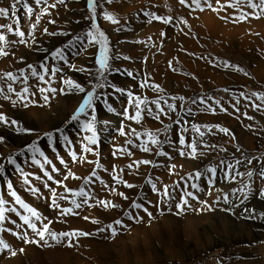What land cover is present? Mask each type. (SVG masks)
I'll return each mask as SVG.
<instances>
[{"label":"rangeland","instance_id":"1","mask_svg":"<svg viewBox=\"0 0 264 264\" xmlns=\"http://www.w3.org/2000/svg\"><path fill=\"white\" fill-rule=\"evenodd\" d=\"M55 2L56 0H48L49 4ZM220 2L223 4L228 0H220ZM11 3L12 0H0V7H8ZM212 3L215 5L216 0H212ZM28 4L34 8L31 19L26 17L23 9L17 13V16L21 18L19 27L25 32L27 44H13L7 49L10 54L7 57H0V75L7 72L19 75L21 70L28 71V65L36 66L40 70L41 63H46L50 70L55 67L61 71L53 77L46 76L48 84L38 82L35 78H29L30 93H35V95L29 94L28 100L34 101V103H28L27 106L21 102L18 104V98L14 94L9 95L12 97L11 100L17 101L16 103L13 104L6 99L7 103L28 107V110L33 113L38 112L53 120L50 121L52 124L49 128L46 127L42 131L29 129L30 133L21 134L18 131L22 126L21 120L8 116L9 121L17 122L14 125L15 129L9 130L15 140L12 138L3 139L4 137L0 135L4 142L0 143V163L5 166V175L0 177V191L3 192L4 199L9 202V205H12L14 201L8 194L6 180L12 181L13 188L26 203L36 208L38 212L40 211L41 215H48L45 223L50 222L51 230L57 233L67 231L91 233L89 236L73 238L74 246L68 248L77 250L75 246L78 240L94 239L93 241L96 242L95 259L96 262H99L98 264H264V196L260 195L261 191H264V180L254 174L251 181L246 176L243 179L238 176L235 181L230 182L224 179L223 172L220 171L221 161L234 163L236 159L243 161L237 165V169L241 173H246L249 170L258 173L261 168H264V113L254 111L251 106L246 107L248 102L240 95L242 92L248 95L254 91L264 93V17L259 19L249 17L244 21L233 23L230 18L239 15V11L233 8H227L219 13L210 9L200 12L181 5L178 0H113L111 5L100 0V6L97 9V22L101 31L108 37L111 54L119 57L111 63L114 67L119 68L120 72L109 74L108 81L115 87L124 89L125 92L131 91L134 96H141L148 101L160 99L162 107L166 111L167 106L163 104V101L167 100L176 106V111L170 112L168 116L161 115L159 120H154L145 112L142 123L136 124L126 118L127 115L134 113L126 95L116 93L114 88L98 90L100 99L96 101L97 119L100 122L107 121L108 123L106 125L98 124L100 139L98 145L92 146L96 153L93 155L82 153V144L77 135L79 126L66 123L81 102L82 94L67 89L63 84V80L71 79L81 85H88L90 77L87 72L95 73L98 68L96 63L97 48L89 47L86 52L76 54L78 48L87 46V41L84 44H78L77 48L68 49L65 47L67 43L75 40L76 36L82 35L89 28L90 21L87 17L90 12L86 6V0H66L65 4L49 8L50 15H42L35 30V43H33V33L29 31V26L36 23V15L40 12V6H36L34 0H28ZM43 7L47 6L43 5ZM104 11L116 17L119 23L112 24L104 20L102 16ZM145 11L162 17H171L172 22L170 24L155 20L149 22V18L143 14ZM240 11L251 12L252 10L248 7H241ZM220 17H229V19L225 20ZM184 20L187 21L186 24L181 22ZM49 21H55V23ZM3 24H12L13 28L17 27L11 16L9 18L0 17V25ZM45 28L49 33H56V35L45 34L43 32ZM61 33H67V35H61ZM5 34L10 41L17 39L11 33L5 32ZM57 49L65 50L68 63L53 59L52 53ZM125 57L129 59H125ZM228 64L238 66L244 71H237L235 67H229ZM128 72L133 75L128 76ZM244 72H247L248 75H245ZM142 84L144 87H141ZM155 85H159L162 91L154 90L153 86ZM0 86L5 89L7 87L3 82H0ZM13 86L19 92L24 85L18 81ZM49 86L56 88L57 92L55 94L44 93L49 96L48 102H45L37 89ZM60 89H64V91L62 92ZM0 97L4 100L3 95ZM172 97H176V99H172ZM179 97H183V101ZM207 97H212L211 100H206V103L216 107L215 114L207 111L203 104L192 103L193 100L199 101V99ZM237 100H239L238 104ZM214 101H220V106L227 108L228 111H222L220 106L214 104ZM256 102L259 103V101ZM109 105L113 107L114 112L108 111ZM232 105H236L239 112ZM150 106L155 111V105ZM12 108L13 110L22 109L17 106ZM126 108L128 109L127 113H125ZM189 108L192 110L190 115L187 114ZM244 113L254 119H247ZM180 117L183 118L181 125L173 124V121ZM34 118L42 119L38 116ZM55 121H58L57 126L54 124ZM193 124L219 125L229 129L235 139L217 132L213 127L214 134H206L204 140L209 145H215L214 148L200 147L198 152L205 154L198 155L196 159L180 156L178 152L181 147L178 143L179 128L187 129L183 135L190 142L191 138L196 135L191 130ZM168 125H172L171 131L168 133L172 146L164 144L162 148L169 154L167 157L157 155L155 147L151 152H143L135 146L140 141L131 135V129L135 128L140 133L145 131L158 133L159 139L165 140L163 129ZM248 125H251V128L247 127ZM5 126L0 124V130L9 129L8 125ZM121 127L128 133L127 136L119 135ZM57 129H63L69 136L73 142L71 147L78 156L82 154L88 160L100 163L101 169L97 170L98 175L106 184L110 185L107 189L99 182L90 185L89 190L93 198L89 204L93 206L86 205L76 210L78 215L66 216L67 218L89 217L88 220L81 221L84 227L61 222L60 219L63 217L59 216L58 212L51 207L49 189L47 187L42 189L36 185L34 180V177L39 173L46 179L47 184L55 188L58 193L63 192L62 188H58L52 181H48L44 177L39 166H37L38 172L31 168L29 149L33 144L44 151L52 164L59 169L58 174L52 173L57 180H64V176L68 173L87 177L94 169V164L72 161L68 147L60 138L59 132H56ZM202 130L207 131L206 129ZM46 133H55L52 141L47 139ZM31 134L33 136L29 137ZM129 139L132 140V144L128 143ZM53 145L56 148L55 152L52 150ZM237 145L240 147L239 151H237ZM121 148L127 149L132 155L119 152L118 150ZM221 149H226V151ZM9 156L17 160L26 174H33L28 178L32 186L39 189L38 193L31 192L29 186L24 185L23 178L16 172L15 167L8 164L6 158ZM246 156L258 157L260 162L253 159L249 164L245 160ZM36 158L43 162V158L39 154ZM61 158L66 162L65 164L60 163ZM142 159L152 161L153 165L140 164L129 169V164ZM172 165H175L174 169ZM209 165L217 167V174L213 178L212 184L208 183L207 177H201L199 180L188 179L189 174L195 173L197 170L203 172ZM45 168L51 172V165H45ZM118 170H123L120 173L122 179L135 187L126 188L116 184L112 176ZM12 174H15L16 181L12 179ZM133 175L141 176L131 182L128 180V176L133 177ZM105 177H108V180ZM149 178L156 184L155 191L146 182ZM64 183L68 188L78 189L82 186L83 180L69 178ZM192 183H197L202 191L193 189L190 186ZM244 183H251L252 191L247 200L241 203L243 197L237 190ZM165 187L168 189L167 196L163 192ZM219 187L220 189H218ZM113 189L116 192H123L128 199L125 200L116 195ZM185 192H193L197 199L184 197ZM26 195L28 196L26 197ZM32 197L36 201L34 204L28 201ZM225 197L228 199L227 203H225ZM183 198L188 199L190 207L185 206L181 211L177 208V204L182 203ZM99 200L111 201L120 207L115 208L116 210L105 209L97 204ZM134 202L142 204L143 207L132 208L131 204ZM60 203L62 206H68L64 201H60ZM195 205L198 206L195 207ZM109 210H113L115 216L117 215L124 225L123 227L116 226L118 234L115 236H111L110 230L99 231L117 219L115 218L114 221L104 219L102 215L108 214ZM126 213H131L133 218L129 219ZM10 214L8 213V216ZM11 215L15 216L17 225H22L19 217L13 213ZM206 215L208 217H205ZM170 217H172L171 222L168 219ZM209 217H212L210 221H208ZM93 218L103 225L100 222L94 225L91 222ZM158 218L162 222L167 219L168 221L160 223V232L156 234L151 226L152 224L154 227V223L151 222ZM187 220L191 223L192 228L187 225ZM145 222L148 223L145 224ZM6 224L4 225L6 228L10 227L17 233L26 234L29 238L34 236L26 226L17 227L10 223ZM142 224H145V228L149 229L151 251L146 252L145 242L142 241L143 236L136 228ZM6 233L8 232L3 233V238L8 243L6 236L13 237V235ZM119 236H122L123 243L117 241ZM14 239L16 242H21L20 245H27L16 236ZM134 242L138 245H135ZM102 244L107 246L111 244V246L109 250L102 251ZM177 245L182 246L181 251ZM10 247L17 253L20 248H23L17 245L16 247L10 245ZM152 251L153 253H151ZM3 253L7 255L10 252ZM148 253L152 255L149 257L150 260L142 261L141 254L148 256ZM1 255L2 253H0ZM45 262L56 264L52 258H46Z\"/></svg>","mask_w":264,"mask_h":264},{"label":"snow or ice","instance_id":"2","mask_svg":"<svg viewBox=\"0 0 264 264\" xmlns=\"http://www.w3.org/2000/svg\"><path fill=\"white\" fill-rule=\"evenodd\" d=\"M104 3L111 5L113 3V0H103ZM178 2L181 5H184L186 7H189L192 10H198L200 12H203L205 10H212L214 12L219 13L220 11H223L227 8H233L237 11H239L238 16L231 17V21L233 23L244 21L248 19L249 17L259 19L261 17H264V0H228L227 3H221L220 0H216V4L213 5L212 0H178ZM66 0H56L55 3L49 4L48 0H34V4L36 6H40V12L36 15V23L30 24L29 31L33 33V43H35V30L37 28V25L42 17V15H50L48 12L49 8H55L58 4H65ZM43 5H46L47 7H43ZM19 6V7H18ZM86 6L87 9L90 12V15L87 17L90 21L89 28L86 30L82 35H78L75 37V40L69 42L66 44V48L73 49L77 48L78 44H84L85 41H87V46L83 48H78L76 54L79 55L82 52H86L89 47L91 48H97L98 50V56L96 59V63L98 65V68L95 73L89 71L87 72V75L90 77L88 85H81L80 83L71 80V79H65L63 80V84L67 87V89L72 90L74 92H78L82 94L81 96V102L79 103L77 109L73 112V114L70 115L66 123L68 125H78L79 131L77 135L80 138V142L82 144V153H91L95 155V151L92 146L99 144V129L98 124L103 123L107 124V121L100 122L97 119V109H96V101L100 99V96L98 94V90L100 89H106V88H114V91L116 93H119L120 95H126L128 99V103L131 105V107L134 109V113L127 115L126 118L128 120L134 121L136 124L142 123L143 114L146 112L154 120H159L161 115L168 116L170 112L176 111V106L172 103H169L167 100L163 101V104L167 106V111L164 107H162V103L160 99L148 101L146 98H142L141 96H134L131 91L125 92L124 89L115 87L108 81V75L111 73H118L120 72L119 68H116L112 65L111 61L118 59L119 57L114 56L111 54V49L109 47V40L108 37L105 35L103 31H101L100 26L97 22L98 20V13L97 9L100 6V0H86ZM241 7H248L252 11L251 12H242L240 11ZM23 9L25 12V15L28 19H31L32 14L34 12V8L28 4V0H12V3L8 7H0V17L2 18H13L14 23L17 25L16 28H13L12 24H3L0 25V57H7L10 53L7 50L11 45L19 43V44H27V41L25 39V32L20 29V17L17 16V13ZM149 18V22L155 20L160 21L165 24H170L172 22L171 17H162L159 15H156L152 12L145 11L143 13ZM103 19L111 22L112 24H118L119 20L112 16L109 12L104 11L102 13ZM221 19L228 20L229 17H220ZM50 23H55V21H49ZM182 23H187L186 20L181 21ZM11 33L14 37H16V40H9L8 36L5 34ZM43 32L48 35H56V33H49L48 29H43ZM61 35H67V33H61ZM163 35V33H162ZM53 59H58L59 61H63L64 63H68L66 58V53L64 49H57L52 53ZM125 59H129L128 57H125ZM228 63V62H224ZM229 67H235L237 71L243 72L244 70L239 68L238 66H233L228 64ZM28 71L21 70L19 75L13 73V72H7L0 75V82H3L7 85L6 89L3 86H0V95H3L5 99L11 100L12 97L9 94H14L18 101L21 103H24L25 106H27L28 103H34V101L28 100V95H35V93H30V89L28 87V81L29 78H35L38 82H43L45 84H48V81L45 79L46 76L53 77L57 72H60L61 69L53 67L51 70L47 66L46 63H41L39 65V69L36 66L28 65ZM245 75H248L247 72H244ZM128 76H132L133 74L131 72L127 73ZM21 82L24 86L22 87V90L17 92L14 88V84L16 82ZM141 87H144L142 84ZM154 90H160L159 85L153 86ZM37 91L42 95V99L45 102H48L49 96L44 95L46 92H51L55 94L57 92V89L54 87H38ZM60 91H64V89H60ZM227 91V89H225ZM241 97H243L248 103L245 105L246 107L251 106L254 111H259L264 113V93H258V92H252L250 95L241 93ZM254 98V99H253ZM172 99H176V97H172ZM181 101H183V97H179ZM212 97H207L199 99V101L193 100L192 103H199L203 104L206 107V110L211 112L212 114L216 113V107H214L212 104H207L206 100H211ZM256 101H259L257 103ZM13 103H16L17 101H12ZM239 103V100L236 102ZM214 104L217 106H220V101H214ZM150 105H155V111H153V108ZM221 110L224 112H227V108H223L222 106ZM236 109L237 112H239V108L236 107V105H232ZM109 112H114L115 110L111 105L108 106ZM128 112V109H125V113ZM192 110L189 108L187 109V114H191ZM247 119L252 120L254 119L251 116H247V113H244ZM83 117V119H82ZM183 118L180 117L177 120L173 121V124L179 126L181 125ZM0 123L12 126L15 125L17 122L15 120L9 121L8 118L0 113ZM162 123V121H161ZM213 127L216 128L217 132L223 133L226 136H229L231 139H235V136L233 133L230 132L229 129L221 127L219 125L210 126V125H192V132L195 133L191 138V141L189 142L185 136L183 135L184 131H187V129L179 128V136H178V143L181 146L178 149L180 156H187L191 159H196L198 155H204L203 152H198V149L200 147L204 148H214L215 145H209L205 140L204 137L206 134H214L213 133ZM247 127L251 128V125H248ZM172 125L165 126L163 129V134L165 135V140H160L158 133H154L151 131H145L144 133L138 132L135 128L131 129V135L135 136L137 140L140 141L139 144L135 145L143 152H151L152 148H156V154L159 156H165L167 157L169 154L162 150L164 144H168L170 147L172 146V142L170 138L168 137V133L171 131ZM202 129H206L205 132ZM56 132H59L60 138L65 142V146L68 147V150L71 155V159L73 162H84V163H90L94 164V169L90 172V174L87 177H80L76 176L72 173H68L64 176V180H57L54 178L52 173H59V169L55 167V165L52 164V161L45 155L44 151H42L39 147H37L35 144L31 146L29 151L31 152V163L33 165H37L40 167V169L43 171L44 177L47 178L48 181H52L58 188H62L63 192H57L55 188H52L50 185L45 183V187L49 189V192L51 193L50 200H51V207L56 210L61 217H66L69 215H78V211L84 206L92 207V204H89V201L93 198L91 195V192L89 190V186L99 182L105 189L109 188L110 185L106 184L105 181L101 178L100 175H98L97 170L101 169V165L98 161H90L87 159V157L83 156L82 154L80 156L77 155V153L72 149V140L69 138V136L65 133L63 129H57ZM83 133V135H80ZM47 139L49 141L53 140V137L55 133H46ZM119 135L120 136H127L128 133H126L123 130V127L119 129ZM2 140V138H0ZM129 144H132V140H128ZM53 152L56 151L55 146L53 145L52 148ZM187 150V151H185ZM222 151H226V149H221ZM240 150L239 145H237V151ZM121 153H126L127 155L131 156L132 153L128 151L127 149H119L118 150ZM37 154H39L40 157L43 158V162H41L40 159H37ZM8 164H11L15 167L16 172H18L21 177L23 178V183L25 185L29 186V190L33 193H38L39 189L36 187H33L31 184V181L29 180V176L33 175L31 173H25L23 168L19 163H17V160L11 156L7 157ZM253 159L257 160V162H260V158L258 157H245V160L251 164ZM61 164H65L66 162L61 158L60 159ZM243 163V161L236 159L235 162H226L221 161V168L220 171L223 172L224 179L227 181L233 182L236 180V177H240L243 179L245 176L248 178L249 181H251L252 177L255 175H259V177L264 180V168H261L258 173H254L252 170L247 171L246 173H241L237 169V165H240ZM140 164L143 165H153V162L144 159L141 161H133L132 164H129V169H132L134 166H138ZM45 165H51V172L46 170ZM155 166V165H154ZM172 168H175V165H172ZM104 171H107V169H104ZM123 170H118L113 173L112 179L114 182L118 185H123L126 188H133L135 185L128 183L127 181L122 179V176L120 173ZM217 174V167L213 165L206 166L203 172L200 170H197L195 173H191L188 176L189 180H199L201 177H207L208 183L212 184L213 178L216 177ZM5 175V166L3 163H0V177ZM35 179L39 180L41 179L40 176H35ZM72 178L76 180H83L82 186H80L78 189H71L68 188L67 185L64 183L67 179ZM148 184L151 185L152 190H156V184L152 181L151 178H149L146 181ZM6 187L8 190V194L13 198L14 203L12 205H9V202L4 199V194L2 191H0V253H3L5 251L10 252L12 256L17 255V251L13 250L10 245L5 241L3 238V233L8 232L9 234L16 236L17 239L23 240L26 244H37L40 245L41 242H43L44 245H47L49 247L52 246L50 241L55 242L56 244L60 243H66L68 247L74 246L72 243L73 238H79L84 236H89L91 233H86L83 231H67V232H59L51 230L50 228V222L45 223L44 219L41 214L37 211L36 208L32 207L28 203H26L20 195L17 194L16 190L13 188V183L11 180H6ZM179 185L177 184V187ZM193 189H196L197 191H202V189L199 188L197 183H192L190 185ZM247 189V191H245ZM243 197L241 200V203H243L245 200H247L249 193L252 191L251 183H244L243 186L238 189ZM113 192L116 195L121 196L123 199L127 200L128 197L123 192H116L115 189H113ZM164 194L168 195V189L165 187L163 189ZM260 195L264 196V191H261ZM184 197H191L193 200L197 199V196L193 192H185ZM225 203L228 202L227 197L224 198ZM60 201H64L68 206H62ZM97 204L105 209L109 208H119L120 206L112 203L111 201L107 200H99L97 201ZM18 206V207H17ZM185 206H189L188 199L183 198L182 203L177 204V208L181 211L184 210ZM131 207L134 209H140L142 208V204L140 203H132ZM22 210V211H21ZM144 211H147V209H144ZM8 213H14L17 217H19L20 221L22 222L23 226H26L27 229H29L34 236L32 238H29L26 234H20L15 231H13L11 228H6L4 225L6 223H10L13 225H16L17 227H21L22 225H17L15 220H11V218L7 215ZM26 213V214H25ZM129 219H132L131 213H126ZM84 219L88 220L89 217H84ZM93 224H98V220H91ZM116 226L123 227V222L119 219L115 220L113 223H110L106 225L104 228L99 229V231L103 232L106 230L111 231V236H115L118 234V229ZM24 249L20 248L19 252H23Z\"/></svg>","mask_w":264,"mask_h":264},{"label":"bare ground","instance_id":"3","mask_svg":"<svg viewBox=\"0 0 264 264\" xmlns=\"http://www.w3.org/2000/svg\"><path fill=\"white\" fill-rule=\"evenodd\" d=\"M57 95H59V94H57ZM59 97V96H58ZM4 98V97H3ZM0 99H1V101H0V113H3V114H5L6 116H7V118H8V116H12L13 118L14 117H17L18 119H20L21 120V124H22V126H21V128L18 130V131H20V133L21 134H24V132H27V133H30V132H28L29 131V129H31L32 131H42L43 129H45L46 127L47 128H49V126L52 124L50 121H53L52 119H49V118H46V116H42L40 113H33L32 111H30V110H28V107H24V106H22V105H16L19 109H20V107L22 108L21 110H13V108L12 107H16L15 105H13V104H11V102L12 101H14V100H7V101H11L10 103H7V101H6V99L4 98V100H2V98L0 97ZM18 104H20V102L18 103ZM27 108V109H26ZM16 109V108H15ZM36 116H38V117H42V119L41 120H38V119H35L34 117H36ZM36 120V121H35ZM37 122V123H36ZM0 124H2V123H0ZM56 126H57V124H58V121H55V123H54ZM2 125H4V127H6L5 126V124H2ZM9 129H2V130H0V135L2 136V137H4L3 139H13V140H15V137L14 136H12L11 135V133L9 132V130H12V129H15V127H14V125H12V126H9L8 127ZM33 135L31 134L29 137H32ZM18 140V139H17ZM0 143H4L3 142V140H0ZM1 148V147H0ZM28 157H30V156H28ZM31 158V157H30ZM143 160V159H142ZM179 160V159H178ZM118 163H119V161H118ZM187 164V163H186ZM127 165V164H126ZM181 166V165H180ZM179 166V167H180ZM110 167V166H109ZM144 167V166H143ZM31 168L32 169H34V170H36L37 172H38V168H37V165H33V164H31ZM189 168H191L190 166H189ZM141 170V169H140ZM143 170V169H142ZM145 171V170H144ZM146 172V171H145ZM144 172V173H145ZM187 173V172H186ZM140 174V173H139ZM181 174V173H180ZM37 176H40L41 177V179H39V180H37V179H34L35 181H36V185H38V186H40L42 189H45V183H47L45 180L46 179H44L43 178V176H41V174H37ZM139 176V175H138ZM137 176V177H138ZM141 176V175H140ZM139 176V177H140ZM168 176V175H167ZM33 177V176H32ZM127 177V176H126ZM135 177V178H134ZM137 177L136 176H134L133 175V177H129L128 176V180L130 181L131 180V182H133V181H135V180H137ZM106 178V177H105ZM108 178V177H107ZM106 178V179H107ZM12 179L14 180V181H16V176H15V174L13 175L12 174ZM108 180V179H107ZM18 181V180H17ZM20 181V180H19ZM176 181V180H175ZM33 183V182H32ZM134 183H136V182H134ZM140 183H141V181H140ZM71 184V183H70ZM25 185V184H24ZM123 186V185H122ZM139 186V185H138ZM26 187V186H25ZM124 187V186H123ZM218 189H220V187L218 188ZM223 189V188H222ZM226 189V188H225ZM7 191V190H6ZM23 191V190H22ZM28 191V190H27ZM26 191V192H27ZM217 191V190H216ZM221 191V190H220ZM25 192V193H26ZM96 193V192H95ZM112 193V192H111ZM109 195V194H108ZM28 195H26V197H27ZM11 197V196H10ZM12 198V197H11ZM45 198V197H44ZM29 199V198H28ZM27 199V200H28ZM104 199V198H103ZM179 199H180V197H179ZM189 200H190V198H189ZM192 200V199H191ZM28 201H30L29 203H32V204H34V202L36 203V201H35V199H33V197L32 198H30ZM179 201V200H178ZM192 202V201H191ZM41 203V202H40ZM175 203V202H174ZM12 204V203H11ZM196 204V203H195ZM198 206V205H197ZM196 205H195V207H197ZM36 207H37V205H36ZM204 207V206H203ZM129 208V207H128ZM110 209V208H109ZM153 209V208H152ZM39 210V209H38ZM96 210V209H95ZM99 211H100V209H98ZM103 210V209H102ZM116 210V209H115ZM203 210H205V209H203ZM202 210V211H203ZM89 211V210H88ZM88 211H87V213H88ZM202 211H201V214H202ZM40 212V211H39ZM90 212V211H89ZM102 212V211H101ZM106 212H107V210H106ZM85 213V212H84ZM98 213V212H97ZM100 213V212H99ZM105 213V212H104ZM119 213V212H118ZM206 213V212H205ZM204 213V214H205ZM12 214V213H11ZM9 215V217L11 218V220L13 219V220H15V216H13V215ZM14 214V213H13ZM158 214V213H157ZM8 215V214H7ZM87 215H89V214H87ZM94 215V214H93ZM101 215V214H100ZM119 215V214H118ZM43 218H45L44 219V222H46L47 221V216L46 215H41ZM50 216H52V215H50ZM90 216V215H89ZM103 217H104V219L105 220H112V221H114V219L115 218H117L118 219V216L116 217L115 216V214H114V212H113V210H109V213L108 214H104V215H102ZM121 216V215H120ZM99 217V216H98ZM98 217H96L97 219H98ZM101 217V216H100ZM102 217V218H103ZM203 217H204V215H203ZM205 217H208V215H206ZM54 218V217H53ZM162 218V217H161ZM211 218L212 217H209V220L208 221H210L211 220ZM92 219V218H91ZM94 219V218H93ZM103 219V220H104ZM117 219H115V220H117ZM146 219V218H145ZM168 219H170L169 221L171 222L172 221V217H170V218H168ZM168 219H167V221H168ZM56 220V219H55ZM83 220H85L84 219V217L83 216H79V218H70V217H63V219H60V221L62 222H68V223H70V225H77V226H83L84 224L81 222V221H83ZM100 220V219H99ZM102 220V219H101ZM205 220V219H204ZM167 221H165L166 223H167ZM85 222V221H84ZM89 222V221H88ZM100 222V221H99ZM165 222H162V221H160L159 220V218L156 220V221H153V222H151V223H154V227H153V225L151 224V226H152V228L154 229V233H159L160 232V223H165ZM103 223V222H102ZM104 223H106V222H104ZM110 223H112V222H110ZM148 222H145V224H147ZM187 225H190V228H192V225H191V223H189V221L187 220ZM100 224H101V222H100ZM145 224H142L141 226H139V227H136L137 228V230L139 229L140 231H138L139 233H141V235L143 236V242H145L144 244H145V249H146V252L147 251H151V247H150V245H149V240H150V237H149V229H147V228H145ZM209 224V223H208ZM7 225V224H6ZM11 225V224H10ZM54 225V224H53ZM91 225V224H90ZM95 225V224H94ZM101 225H103V224H101ZM210 225V224H209ZM136 226V225H135ZM134 226V227H135ZM84 227V226H83ZM149 227V226H148ZM10 228V227H9ZM82 228V227H81ZM80 228V229H81ZM151 228V229H152ZM87 229V228H86ZM134 229V228H133ZM84 230V229H83ZM96 230H98V229H96ZM95 230V231H96ZM94 231V230H93ZM135 231V230H134ZM162 231V230H161ZM138 232H136V233H138ZM153 232V231H152ZM7 235L9 234V233H6ZM5 234V235H6ZM130 234V233H129ZM128 234V235H129ZM151 234H153V233H151ZM92 235H95V234H92ZM104 235V234H103ZM100 236V235H99ZM127 236V235H126ZM136 236H138V235H136ZM129 237L130 238H132L130 235H129ZM148 237H149V239H148ZM168 237V236H167ZM101 238V237H100ZM102 238H103V236H102ZM6 239H8L7 241H8V243L11 245V246H15L16 247V245L18 246V247H23L24 248V251H23V253H21V252H18L17 253V255L16 256H12L10 253H8L7 255H5L4 253H2V255L0 256V264H47V262H45L46 261V258H52V260L53 261H55L56 262V264H98L99 262H96V259H95V253H96V242H94L93 240H91V239H86V238H83V239H80V240H78L77 241V244H76V246L75 247H77V250H75V249H69L68 248V246L66 245V243H60V244H56L55 242H52V241H50V243L52 244V246L50 247V248H48V247H46L47 245H44L43 244V242H41V244L40 245H37V244H27V245H20L21 244V242H16V239H14V236L12 237V236H6ZM139 239V238H138ZM137 239V240H138ZM117 241H120L121 243H123L122 241H123V238H122V236H119L118 237V239H117ZM178 243V242H177ZM98 244V243H97ZM134 244H135V242H134ZM137 244V243H136ZM135 244V245H136ZM109 245V244H108ZM124 245V244H123ZM138 245V244H137ZM179 245V244H178ZM177 245V247L179 248V250L181 251L182 249V246H178ZM183 245V244H182ZM110 246H111V244H110ZM110 246H107V245H105V244H102L101 245V247H102V251H104V250H109V247ZM136 247V246H135ZM48 248V249H47ZM134 248V247H133ZM132 248V249H133ZM131 249V250H132ZM120 251V250H119ZM127 251H128V248H127ZM127 251H125V252H127ZM75 252H77V254H75ZM128 253V252H127ZM151 253H153V251L151 252ZM4 254V255H3ZM102 254H103V252H102ZM112 254V253H111ZM118 254H120V253H118ZM130 254H132L131 252H130ZM134 254V253H133ZM147 254V253H146ZM146 254H141V257L140 258H142L141 260L142 261H148V259L150 260V256H152L150 253H148V256H145ZM122 255V254H121ZM121 255H119V256H121ZM135 255V254H134ZM137 255H138V253H137ZM123 256V255H122ZM121 256V257H122ZM127 256V255H126ZM131 256H133V255H131ZM129 257V256H128ZM138 257V256H137ZM124 259L126 258L125 256L123 257ZM179 258H182V257H179ZM120 259V258H119ZM122 259V258H121ZM127 259H129V258H127ZM131 259V258H130ZM129 259V260H130ZM134 259V258H133ZM138 259H139V257H138ZM123 260V259H122ZM128 260V261H129ZM48 261V260H47ZM49 261H51L50 259H49ZM99 261V260H98ZM112 262L114 261V260H111ZM128 261H124L125 263H127ZM58 262V263H57ZM49 263V262H48ZM129 263V262H128ZM102 264V263H101ZM112 264V263H111ZM119 264H121V263H119ZM124 264V263H123Z\"/></svg>","mask_w":264,"mask_h":264}]
</instances>
